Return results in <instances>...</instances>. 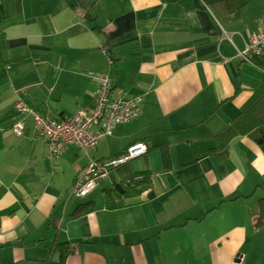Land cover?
<instances>
[{
    "label": "crops",
    "instance_id": "0c3cea01",
    "mask_svg": "<svg viewBox=\"0 0 264 264\" xmlns=\"http://www.w3.org/2000/svg\"><path fill=\"white\" fill-rule=\"evenodd\" d=\"M0 2V264H264V227H254L264 152L247 135L225 150L216 139L261 83L246 49L264 0ZM104 75L113 95L140 98V116L88 151L50 157L16 103L72 117L95 107ZM141 142L146 154L88 196L72 193L89 160ZM138 172L151 175L153 196L109 208L106 189ZM57 242L77 243L64 261Z\"/></svg>",
    "mask_w": 264,
    "mask_h": 264
},
{
    "label": "built area",
    "instance_id": "2783aa9c",
    "mask_svg": "<svg viewBox=\"0 0 264 264\" xmlns=\"http://www.w3.org/2000/svg\"><path fill=\"white\" fill-rule=\"evenodd\" d=\"M260 30L251 36L246 54L252 56L264 51V18L258 20ZM95 107L91 110H80L74 116L59 118L44 115L20 100L15 107L23 114L31 115L36 131L48 143L50 157L61 155L70 145L83 151L96 147L100 140L112 135L115 127L125 124L140 116V98L127 99L126 92L119 90L113 95L112 82L107 76L99 77V87L95 93ZM24 122L14 125L16 135L24 134ZM148 151L146 143H136L122 155L108 161L89 160L78 173L72 193L77 197H86L97 187L98 179L106 177L113 167H117L132 159L143 156Z\"/></svg>",
    "mask_w": 264,
    "mask_h": 264
},
{
    "label": "trees",
    "instance_id": "16d2710c",
    "mask_svg": "<svg viewBox=\"0 0 264 264\" xmlns=\"http://www.w3.org/2000/svg\"><path fill=\"white\" fill-rule=\"evenodd\" d=\"M164 2H177L179 0H162ZM0 23H5L7 16L4 7L0 2ZM252 63L262 69L263 74L260 85L254 91L252 97L242 108L240 117L235 120L225 131L216 136L222 150H225L227 143L238 135H247L253 139L264 152V51L259 54L249 56ZM152 178L146 172H138L127 182L113 184L105 191L106 205L109 208H121L130 204L137 203L141 195L148 191V197L153 196ZM93 203L81 204L77 214L81 215L94 209ZM256 229L264 227V197L258 202V214L254 219ZM76 242H57L55 246L61 252V261L74 252Z\"/></svg>",
    "mask_w": 264,
    "mask_h": 264
}]
</instances>
